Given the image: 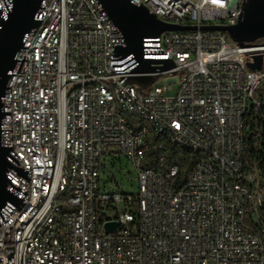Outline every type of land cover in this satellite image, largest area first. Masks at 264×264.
Instances as JSON below:
<instances>
[{
  "label": "built area",
  "instance_id": "1",
  "mask_svg": "<svg viewBox=\"0 0 264 264\" xmlns=\"http://www.w3.org/2000/svg\"><path fill=\"white\" fill-rule=\"evenodd\" d=\"M131 1L183 27L233 26L243 4ZM12 2L0 0V29ZM194 16H206V24H188ZM36 19L2 98L1 141L14 167L9 188L22 205L8 203L0 214V264H264V194L243 169L246 123L261 106L255 92L264 81V44L240 46L225 32L204 29L167 32L163 43L149 39L144 59L174 67L154 74L157 81L141 91L128 81L135 57L116 55L124 39L98 0H43ZM257 56L261 69L252 71L248 61ZM105 81L121 84L124 99L103 93ZM119 107L143 110L136 130L124 127ZM152 134L160 149L173 146L164 136H174L196 155L209 148V156L196 157L180 187L177 165L139 173L145 153L135 145H150ZM51 146H59L60 158H51ZM68 147L84 160L80 192L68 199L70 214L30 240L52 205L49 169H57L62 188ZM35 198L44 205L26 211ZM220 199L227 207H218ZM243 222H252V231Z\"/></svg>",
  "mask_w": 264,
  "mask_h": 264
},
{
  "label": "water",
  "instance_id": "2",
  "mask_svg": "<svg viewBox=\"0 0 264 264\" xmlns=\"http://www.w3.org/2000/svg\"><path fill=\"white\" fill-rule=\"evenodd\" d=\"M43 0H13L12 9L1 22L0 29V214L8 203L22 205V201L9 190L11 181L8 177L14 167L8 160L10 149L1 141V122L5 116L2 98L11 78L10 72L18 64V53L24 48V39L32 30L40 25L36 19ZM113 25L120 31L124 45L117 47L115 53L121 58L134 56L136 65L128 81L141 91H148L158 77L154 74L170 70L172 62H165L163 67H154L151 61L144 59V43L146 39L160 37L165 32L193 31L196 27H183L159 21L143 5H136L131 0H98ZM204 30L220 31L239 44L254 43L264 39V0H243L239 21L234 26H205ZM254 62L248 64L252 71L261 69L262 57H253ZM138 74V75H134ZM18 173L26 177L27 173ZM116 227L115 223L107 225L109 231Z\"/></svg>",
  "mask_w": 264,
  "mask_h": 264
},
{
  "label": "bare ground",
  "instance_id": "3",
  "mask_svg": "<svg viewBox=\"0 0 264 264\" xmlns=\"http://www.w3.org/2000/svg\"><path fill=\"white\" fill-rule=\"evenodd\" d=\"M134 3L139 5L136 2ZM146 8L148 9V7ZM11 9L12 3H10V11ZM148 11L152 14L150 10ZM165 11H172V1H165ZM154 16L159 21L167 23L163 15ZM237 23L233 22V26ZM188 24H206V16L188 17ZM82 31H89V23H82ZM196 32H203V25H196ZM166 38L167 32L155 38V43H163V40H166ZM144 51H149V39L145 40ZM136 65H138V62L135 59ZM103 93L108 94L115 100L124 99L121 84L115 81H105L103 83ZM145 113L154 114V107L145 106ZM118 116L119 118H124V127H128V130H136L137 121H143V110L119 107ZM148 123H155V116H148ZM146 131H153V124H146ZM164 143L194 151V148H189V145L185 141H176V137L174 136H164ZM147 146L146 144L135 145V152L144 153ZM197 154L198 156H209V148H198ZM50 156L51 158H60L59 146H51ZM82 168H84V160H82V157H78V150H75V147H68V153L64 156V172L67 173L63 179L61 189L57 186V169H49L47 196L50 197L52 205L47 210L45 218L36 221V227L30 229V240H38V237L44 234L47 228H51V226L57 224V220H59L62 214L71 213V200L68 199L73 198L80 192L79 177H82ZM139 173H151V167L143 168V166H139ZM9 190L11 191V188ZM43 205L44 198H35V204H26V211H35V206ZM218 207H227V199L218 200ZM243 230L252 231V222H243ZM21 256H28V248H21Z\"/></svg>",
  "mask_w": 264,
  "mask_h": 264
},
{
  "label": "trees",
  "instance_id": "4",
  "mask_svg": "<svg viewBox=\"0 0 264 264\" xmlns=\"http://www.w3.org/2000/svg\"><path fill=\"white\" fill-rule=\"evenodd\" d=\"M264 44V39L254 42ZM255 98L261 102L259 110L250 116L246 123L247 134L244 143L243 169L247 175H253L259 184V190L264 194V81L261 82L255 92ZM149 144L145 150L143 168L153 167L160 170H168L177 165L180 174L175 184H185L187 174L195 164L196 155L194 151L178 146H168L166 150L160 149L156 143V136L152 134ZM165 155V165L159 166L157 160Z\"/></svg>",
  "mask_w": 264,
  "mask_h": 264
},
{
  "label": "rangeland",
  "instance_id": "5",
  "mask_svg": "<svg viewBox=\"0 0 264 264\" xmlns=\"http://www.w3.org/2000/svg\"><path fill=\"white\" fill-rule=\"evenodd\" d=\"M254 62V59L252 58V59H250L249 61H248V64H252Z\"/></svg>",
  "mask_w": 264,
  "mask_h": 264
}]
</instances>
